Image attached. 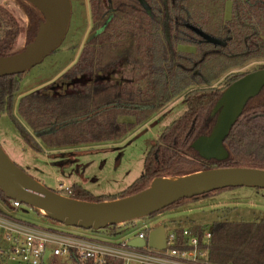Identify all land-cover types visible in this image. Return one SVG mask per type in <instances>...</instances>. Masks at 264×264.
Masks as SVG:
<instances>
[{
  "label": "trees",
  "instance_id": "trees-1",
  "mask_svg": "<svg viewBox=\"0 0 264 264\" xmlns=\"http://www.w3.org/2000/svg\"><path fill=\"white\" fill-rule=\"evenodd\" d=\"M227 1L231 12L224 20ZM88 5L91 35L60 80L69 91L54 94L49 92L51 84L18 100L17 114L28 132L11 115L25 73L0 77V116L11 117L25 144L41 152L38 143L61 149L117 141L181 94L186 110L160 133L145 155L142 175L127 190L94 198L71 187L64 190L66 197L113 201L144 191L156 178L224 168L264 170V88L246 104L223 141L224 161H204L191 148L215 127L217 116L212 110L224 90L264 69L242 72L247 64L264 60V0H88ZM24 12L28 44L43 20L31 7ZM23 31L18 20L0 6V58L17 52ZM225 190L230 189L180 200L146 219ZM256 190L264 201V190ZM0 200L5 206L10 203L1 192ZM129 227L135 228V221L121 225V231H117L120 226L79 230L117 239ZM189 230L207 249L211 264H264V213L256 222L217 221L210 229L193 225ZM204 231H210V239L202 244ZM174 232L177 247H183L182 228ZM106 264L122 263L108 260Z\"/></svg>",
  "mask_w": 264,
  "mask_h": 264
},
{
  "label": "rangeland",
  "instance_id": "rangeland-1",
  "mask_svg": "<svg viewBox=\"0 0 264 264\" xmlns=\"http://www.w3.org/2000/svg\"><path fill=\"white\" fill-rule=\"evenodd\" d=\"M71 15L66 36L58 49L46 57L41 64L32 68L20 79L14 97L11 115L28 132L17 114L20 97L35 91H43L53 84L49 92H68L67 83L61 76L78 60L79 54L91 35L88 0H69ZM0 6L9 11L23 28L15 51L19 52L27 42L26 31L29 22L24 8L30 6L20 0H0ZM225 19L229 18L225 5ZM264 66V60L247 64L242 72ZM220 81L215 85H218ZM64 85V86H62ZM183 94L179 95L159 113L136 127L123 138L110 143H94L74 148L47 149L38 143L41 152L31 150L22 140L18 129L9 115L0 116V147L11 162L27 176L47 189L66 195L64 190L77 187L92 197L116 196L127 190L143 173V161L150 147L165 127L185 112ZM131 118H122L130 122ZM62 186V188H60ZM2 205L0 200V206ZM264 213L262 192L253 188H233L221 191L203 199L184 203L176 209L160 213L153 219L135 221V228H125L118 238H131L142 228L163 226L166 231L175 228L189 229L193 225L210 229L212 223L256 222ZM14 218L46 228H61L72 232L81 230L65 227L37 214L31 208L21 205L11 212ZM120 228L117 231H121ZM7 243L0 236V254L8 250ZM19 259L11 255H0V264H18ZM43 264H77L68 257H53L49 251L42 259Z\"/></svg>",
  "mask_w": 264,
  "mask_h": 264
},
{
  "label": "water",
  "instance_id": "water-1",
  "mask_svg": "<svg viewBox=\"0 0 264 264\" xmlns=\"http://www.w3.org/2000/svg\"><path fill=\"white\" fill-rule=\"evenodd\" d=\"M33 8L43 22L32 42L19 52L0 58V77L20 75L38 66L63 42L69 28V0H20ZM264 88V69L251 72L226 88L215 104L216 124L208 136L196 139L191 148L204 161L221 162L227 158L223 141L242 114L246 104ZM264 190V170L249 168L211 169L182 177L156 178L148 188L135 195L105 202L71 199L51 191L27 176L9 160L0 147V192L34 210L40 216L65 227L100 231L112 226L145 219L184 199L233 188ZM147 245L153 250L165 248V229L157 226L147 241L134 238L130 248Z\"/></svg>",
  "mask_w": 264,
  "mask_h": 264
},
{
  "label": "built area",
  "instance_id": "built-area-1",
  "mask_svg": "<svg viewBox=\"0 0 264 264\" xmlns=\"http://www.w3.org/2000/svg\"><path fill=\"white\" fill-rule=\"evenodd\" d=\"M21 205L10 201L7 206H0L3 212L0 213V236L9 245L8 250L0 255H11L12 259H19L18 264H43L47 251L53 257H68L79 263L106 264L108 260H113L122 264H211L207 249L200 247L197 236L189 229L182 228L183 247H177L173 229L165 230L163 250L150 249L146 244L134 249L128 247V242L140 238L146 243L148 233L154 228H142L126 239L118 236L117 239H110L99 234L61 228H41L14 218L11 212ZM202 235V244L207 243L210 231H204Z\"/></svg>",
  "mask_w": 264,
  "mask_h": 264
},
{
  "label": "flooded vegetation",
  "instance_id": "flooded-vegetation-1",
  "mask_svg": "<svg viewBox=\"0 0 264 264\" xmlns=\"http://www.w3.org/2000/svg\"><path fill=\"white\" fill-rule=\"evenodd\" d=\"M228 8V12H229V18H230V12H231V3L229 1L226 2L225 4ZM224 11H225V8H224ZM228 18V19H229ZM228 19H225V16H224V20H228Z\"/></svg>",
  "mask_w": 264,
  "mask_h": 264
},
{
  "label": "crops",
  "instance_id": "crops-1",
  "mask_svg": "<svg viewBox=\"0 0 264 264\" xmlns=\"http://www.w3.org/2000/svg\"><path fill=\"white\" fill-rule=\"evenodd\" d=\"M46 255V254H45Z\"/></svg>",
  "mask_w": 264,
  "mask_h": 264
}]
</instances>
